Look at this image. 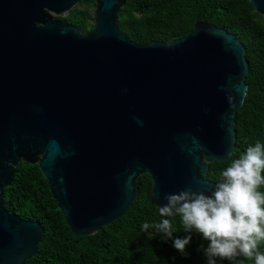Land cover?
<instances>
[{"label": "water", "instance_id": "95a60500", "mask_svg": "<svg viewBox=\"0 0 264 264\" xmlns=\"http://www.w3.org/2000/svg\"><path fill=\"white\" fill-rule=\"evenodd\" d=\"M79 0H0V264L33 256L43 229L3 204L14 166L36 164L67 226L89 235L120 217L150 177L149 202L210 195L208 163L234 149L247 61L203 21L170 42L117 28L127 0H93L91 29L56 18ZM264 16V0H248Z\"/></svg>", "mask_w": 264, "mask_h": 264}, {"label": "trees", "instance_id": "16d2710c", "mask_svg": "<svg viewBox=\"0 0 264 264\" xmlns=\"http://www.w3.org/2000/svg\"><path fill=\"white\" fill-rule=\"evenodd\" d=\"M93 5V0H79L66 15L56 18L87 32ZM195 21L233 34L244 47L248 67L243 101L235 111L233 152L207 166V180L218 184L223 181L222 172L249 146L264 145V16L248 0H127L119 9L117 28L138 44L170 42L186 35ZM150 183L147 173L139 175L137 194L120 217L93 234L74 235L36 164L17 163L9 185L3 188L4 207L23 220L38 222L43 229L35 254L21 264H207L203 249L209 241L195 230L185 232L178 214L161 217L149 202ZM257 191L264 195V183ZM165 218L172 221L173 239L191 235L186 256L154 228L149 229L152 239L141 230L144 223L153 225ZM256 251L264 254V240L257 242ZM217 264H255V257L217 258Z\"/></svg>", "mask_w": 264, "mask_h": 264}, {"label": "clouds", "instance_id": "9594fccd", "mask_svg": "<svg viewBox=\"0 0 264 264\" xmlns=\"http://www.w3.org/2000/svg\"><path fill=\"white\" fill-rule=\"evenodd\" d=\"M262 169L264 145L256 142L222 172L223 181L216 184L210 195L190 188L165 194L167 203L158 207L159 214L161 217L178 214L185 232L195 230L209 241L207 248L203 249L207 264H217V258L233 260L239 255L254 256L255 264H264V254L256 251L257 242L264 240V195L257 191L264 183ZM150 228L165 239H172L173 247L187 255L186 246L191 235L173 239L170 219L142 225L141 230L148 232V238L152 239Z\"/></svg>", "mask_w": 264, "mask_h": 264}, {"label": "rangeland", "instance_id": "374dc122", "mask_svg": "<svg viewBox=\"0 0 264 264\" xmlns=\"http://www.w3.org/2000/svg\"><path fill=\"white\" fill-rule=\"evenodd\" d=\"M92 10H93V7L91 8V12H92ZM62 17V16H61Z\"/></svg>", "mask_w": 264, "mask_h": 264}]
</instances>
